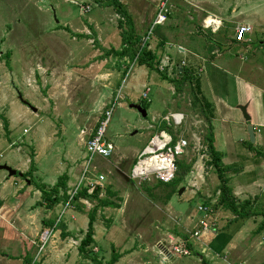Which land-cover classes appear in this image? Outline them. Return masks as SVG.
I'll return each instance as SVG.
<instances>
[{
  "label": "rangeland",
  "instance_id": "374dc122",
  "mask_svg": "<svg viewBox=\"0 0 264 264\" xmlns=\"http://www.w3.org/2000/svg\"><path fill=\"white\" fill-rule=\"evenodd\" d=\"M71 1L74 3L66 0H0V154L3 155L0 165L8 163L14 169L27 162L22 168L27 171L34 165V179L47 188L69 175L68 191H71L84 170L89 135H94L102 123L108 121L105 138L116 150L108 161L96 157L92 163L96 169L88 176L93 182L100 175L105 176L100 198H108L119 208H99L97 211L93 254L103 264H107L114 253L119 255L116 264H163L159 254L161 249L171 251L167 264L189 258L191 255H178L174 245L184 243L186 246L184 237L189 241L194 239L195 231L189 222L178 220L181 230L166 208L173 196L179 197L181 188L186 189L181 195L185 200H190L193 193L198 198L200 190L206 199L211 196L212 200L220 181L214 168L206 165L209 157L204 154L203 143L207 126L197 113L199 107L193 108L192 84L186 82L181 91H177L170 80L181 79L182 74L176 66L185 62L184 68L200 78L202 97L213 103L219 117L229 123L227 128L236 142L242 144V139H246L249 147V123L245 116L254 111L249 107L251 93L246 89L255 83L264 90V78L253 75L249 79L246 71L239 73L218 60L207 63L198 55L207 57L211 51L219 54L228 47L235 39L240 22H263L264 13L248 15L246 11L248 1L254 3L255 8H264V0H120L133 16L138 36L143 41L147 39L143 45L158 55L159 68L163 61L170 59L169 67L162 72L168 77L166 81L160 73L139 66L136 61L106 55L107 51L122 49L120 17L112 7L105 5L106 0ZM163 2L167 4V22L154 27ZM201 6L223 19L219 31L204 29V21L214 16L197 12ZM237 8L244 12L233 13ZM140 19L142 23H139ZM159 27L161 30L155 33ZM262 29H255L253 47H259L264 40ZM217 41L222 42L223 49ZM249 53L244 56L254 60ZM235 63L240 64L239 61ZM147 90L149 96L144 99ZM261 98L264 102L263 95ZM131 104H147V118L130 108ZM172 113L186 116L182 127L169 128L164 122V117ZM27 116L29 120L21 122ZM3 118H9V129L13 126L10 138L4 137L8 136V131L4 128ZM163 126L166 133L188 140L190 146L186 154L178 156V161L193 164L190 173L177 187L154 178L139 184L130 179L132 168ZM136 131L138 133L133 134ZM255 134L257 139L264 137V124L261 135ZM108 191L113 195L109 196ZM39 197L36 193V198ZM34 202L30 203L31 209L47 210ZM198 205L197 200L190 203L200 215ZM94 207H97L95 201L93 207L84 206V210H79L84 217L76 229L67 232L69 237L84 239L88 214ZM63 210L64 206L55 209L56 220ZM70 211L67 210L61 221ZM62 225L64 222L59 229L64 233L68 227ZM38 227L39 239L43 229L42 225ZM201 229L200 225L198 230ZM138 235L141 236L139 240ZM173 237L179 238L171 240ZM65 239L61 235L57 243L62 249ZM18 241L9 243L4 230H0V264H23V252L27 254V264H45L52 238L39 255V247L32 245L30 239L21 237L22 245ZM147 249L150 251L145 252ZM69 250L59 258L62 263H57L55 256L52 264H93L78 249ZM262 259L264 264V252Z\"/></svg>",
  "mask_w": 264,
  "mask_h": 264
},
{
  "label": "crops",
  "instance_id": "0c3cea01",
  "mask_svg": "<svg viewBox=\"0 0 264 264\" xmlns=\"http://www.w3.org/2000/svg\"><path fill=\"white\" fill-rule=\"evenodd\" d=\"M66 2L74 3L71 0H66ZM248 3V10L246 11L248 15L260 14V12L264 13V8H255L254 3L250 1H248ZM210 11L204 8V6L197 8V12L201 13L206 12L212 14ZM238 11V8L233 9V13H237ZM239 12H244V10H240ZM210 16L214 15L212 14ZM214 17L223 22V19L217 16ZM232 18L234 17L232 16ZM141 19L139 23H142ZM91 20L92 21L89 23L90 25L93 22V19ZM143 22H146V20L144 19ZM239 24L238 26L248 25L252 27V32L247 35L244 42H238L234 39L228 47L223 49L224 45L222 42L217 41L218 45L222 46L223 49L219 54L217 53L218 51H211V54L207 55V57H204L205 55L200 53L198 57L204 59L207 63L218 60L225 67L232 66V68L239 73L246 71L249 79L253 77V75L264 78V65H262L264 62V40L260 42L259 47H253V34L256 28H264V19L263 22H259L258 24L250 21L240 22ZM262 34H264V32ZM231 52L233 54H229ZM247 52H250L248 56L250 57L252 54L254 60L257 62L253 59L251 60V58H246L244 55ZM236 61H239L240 64L236 65ZM244 61H247V63H244ZM246 90L251 93L249 97V107L254 111V113H249L251 120L248 123L254 127L255 133L261 135L262 125L264 124V116L262 114L264 113V102H262L263 100L261 98V95L264 96L263 86L251 83L250 88L248 86ZM211 104L214 106L212 126L215 135V147L218 152L223 154L224 166L230 169L227 172L229 186L233 189L234 195L239 201L251 200L254 202L252 209L255 215L248 219L233 221L235 217L231 212L222 208L214 210V214L210 220V224L213 226H211V230L204 232L199 238H194L189 241L195 253L189 258L176 259L172 264H202V262L204 264H262L264 244L261 243L260 234L262 231L259 229L262 223L264 224V137L257 139L255 134L254 146L249 147L246 145V139H242V144L236 142L232 131L227 128L229 123L219 117L215 105L213 103ZM7 108L9 107L7 106ZM246 110L248 111V108H246ZM23 112L25 111L23 110ZM5 119L9 124V118ZM25 120H29L28 116L23 118L21 122ZM12 127L11 125L10 129L8 128V136L5 135V138L11 137L12 134H9V132H12ZM1 155L2 154H0V156ZM26 164L27 162H24L23 164H18L14 169L11 168L17 172L16 176H11L9 172L5 170L1 171L3 175L0 177V230H4V236L7 241L9 240V243H17L19 239L18 243L22 245L21 237H25L27 240L30 239V243L35 246L37 242H39L37 233L39 229L38 226L42 225L43 231L52 230L54 228L53 222L54 224L56 223L54 211L56 208L62 206L63 203L51 208L41 204V192L32 186L28 179L25 180L23 178V174L30 170L27 171V169H22ZM4 165L8 166L9 164L6 163ZM18 177L21 178V181L18 180ZM22 179L24 181H22ZM31 187H34L37 191L33 192L35 189ZM200 188H202V186ZM199 192V199L194 196V193L190 200H185L181 195L177 198V194L175 197L173 196L171 198L166 211L171 213V220H174L178 226H180L181 222H189L193 227V231L200 228L202 215L198 214L197 208L194 210L192 209V206H190L192 201L197 200L199 202L198 206L203 204L209 206L217 202L219 192L216 193V197L212 200H210L212 198L211 196H209V199H206L203 196L202 190ZM36 193H39V198H36ZM31 202H34L38 206H43L47 208V210L43 211L39 210V208L31 209V207H29ZM83 207L84 206H82V209ZM79 210L71 212L64 219L65 225L62 226H65V228L68 227L64 232L68 235L63 242L65 248L62 249L61 246L57 244L60 241V236L63 234L61 229H59L52 239L50 251L43 263L52 264L53 257L55 256L58 257L57 263H62L63 261L59 258L63 256L64 251L66 252L69 248L70 250H79L82 240L71 238L67 233L70 232V230L76 229V226L80 223L82 217H84L80 215ZM178 220L181 222L177 223ZM180 229L182 230V226H180ZM140 238L141 236L138 235L137 239L139 240ZM174 238L175 237L171 239ZM177 238L179 237L175 238L176 241ZM71 241H76L79 245L73 246ZM55 243L56 246L54 245ZM148 251H150V249L145 250V252ZM22 255L25 257L23 259V264H27V254L23 252ZM22 257L23 256H21V258Z\"/></svg>",
  "mask_w": 264,
  "mask_h": 264
},
{
  "label": "trees",
  "instance_id": "16d2710c",
  "mask_svg": "<svg viewBox=\"0 0 264 264\" xmlns=\"http://www.w3.org/2000/svg\"><path fill=\"white\" fill-rule=\"evenodd\" d=\"M99 4L101 5L102 3L99 1ZM105 5L107 7H112L115 13L119 15V28L121 30L120 33L122 37V49L120 51H107L106 55H113L114 57H118L120 59L129 58L132 61H136L139 66H145L150 70L157 71L158 73H160L163 80H168V77L159 70L160 59L158 55L154 51L150 50L148 46H144L142 38H140L136 33L134 18L129 13L126 6L120 0H106ZM160 30V27L157 28V30H155V33H159ZM181 70L178 71V73L182 74L181 79H173L170 80V82L175 85L177 91H181L186 82L192 84L194 96L193 108L199 107L197 113L201 115L205 122V125L207 126L203 143L205 149L204 154L209 157V161L206 165L208 167L214 168L220 181V184L216 191V193L219 192V195L217 198V202L213 205V209L217 210L219 208H222L226 211L231 212L235 217L233 221L251 218L255 215L252 209L254 202H252L251 200L239 201L235 197L233 189L229 186V179L227 178V172L230 169L224 166L223 154L218 152L215 147V135L212 126V120L214 118L213 105L204 97H202L200 78L195 77V74L192 73V71L189 69L183 67ZM142 106L146 110L148 109L147 104H142ZM3 124L4 128L8 130L9 124L5 118H3ZM163 129L164 126L160 128L161 131H163ZM175 141L176 138H174V142ZM249 144V146H253L251 141L249 142ZM192 165L193 164L186 165L182 161H177V177H175L171 184L175 187L179 186L180 183L184 181V178L190 173ZM33 166L34 165L31 166V169L28 172L23 174V178L25 180L28 179L31 185L41 192V204L43 206L51 208L58 204L66 203L69 198L67 194L69 183L68 176L64 175L60 178L59 182L56 185H54L52 188H47L45 185L37 183L34 179ZM101 192L102 189L100 187H96L92 193H89L87 189H84L76 198V201H78V198L82 197L89 199L92 202H97V207H94L88 214L89 220L87 232L79 247V253L85 259H89L90 261H92L93 264H103L93 254V250L91 249L95 245L94 237L96 213L99 208H119L118 205L110 201L108 198H100ZM108 195L111 196L113 194L108 191ZM79 206V209L82 210V206L84 205L81 204ZM53 225H55L54 222ZM263 229L264 224L262 223V226L259 230L262 231ZM62 235L64 238L68 236L66 233H63ZM184 241L186 242L191 255L194 254L195 252L187 237H184ZM118 260L119 255L114 253L111 260L107 264H116Z\"/></svg>",
  "mask_w": 264,
  "mask_h": 264
},
{
  "label": "built area",
  "instance_id": "2783aa9c",
  "mask_svg": "<svg viewBox=\"0 0 264 264\" xmlns=\"http://www.w3.org/2000/svg\"><path fill=\"white\" fill-rule=\"evenodd\" d=\"M166 7V3H161V6L159 7V10L156 15V19L153 23L154 27L162 26L167 22L168 11ZM203 27L206 30H212L213 32H217L222 27V21L216 17H208L204 21ZM251 32L252 27L248 25L238 26L236 29L235 39L238 42H244L246 40L247 35ZM146 41L147 39L143 41L144 45ZM169 65L170 59L167 58L166 61H163L162 66L159 68V70H161V72H164L165 69L169 67ZM184 65L185 62H183L181 65L176 66V68L181 70ZM173 66L174 65L172 64L171 70ZM149 92L150 91L147 90L144 93V99H148ZM163 120L168 124L169 128H180L185 123L186 116L183 113H172L164 117ZM107 123L108 121L102 123V126H100V128L95 132L94 135H89L90 137L85 145L87 155L85 158L86 163L82 175L79 179H77L78 181L75 183V185L72 186V190L68 191L67 194L69 198L67 202L62 205L64 206V210L61 213L60 218L56 220L54 228L52 230H44L41 232L39 242L37 243V246L39 247L38 255L44 251V248L46 247L50 239H53L55 233L59 230L60 224L64 222V220L61 221V218L67 213V210H71L70 213L78 211L79 205L81 204L86 207L90 205L93 207V202L89 199L81 197L78 198V201H76V198L80 195V193L84 189H87L89 193H92L96 187H100L101 189L104 187V182L106 180L104 175H100L98 179H96V181L94 182L92 179L89 178L88 175L92 174L93 170L96 169L92 167V163L94 162V159L96 157L108 161L113 156L116 150L115 145L108 142L105 138V130ZM83 134H85V132H83L82 135ZM174 138H176L175 142ZM156 139L158 140V143H160V145L155 143ZM189 146L190 144L188 140L185 139L183 136L176 137L166 133L165 131H160V133L151 138L149 145L139 155L138 160L132 168L130 179L133 181H139V184H141L142 182H151L153 181L152 178H154L160 183H171L176 177L178 156L186 154ZM2 157L3 156L1 155L0 158ZM213 205L214 204L207 206L203 204L199 206L198 211L202 215V219L200 221L202 229L201 231H195L194 237L196 239L199 238L200 235H202L204 232L211 230L212 224H210V220L214 214ZM260 239L261 243L264 244V229L260 234ZM71 244L73 246L79 245L76 241H71ZM174 251L178 255L183 257L191 255L190 250L188 249L187 245H184V243H181L180 245H174ZM159 254L161 256L163 264H167L168 262H170L171 251L167 252L166 249H161L159 251ZM37 260L39 261V259Z\"/></svg>",
  "mask_w": 264,
  "mask_h": 264
},
{
  "label": "water",
  "instance_id": "95a60500",
  "mask_svg": "<svg viewBox=\"0 0 264 264\" xmlns=\"http://www.w3.org/2000/svg\"><path fill=\"white\" fill-rule=\"evenodd\" d=\"M130 108H132V109H135V110H137L140 114H141V116L143 117V118H147V110L142 106V105H139V104H131L130 105ZM35 110V109H34ZM244 111V113L246 114V109H244L243 110ZM245 120L247 121V122H250V120H251V118L246 114V116H245ZM138 132L136 131V132H134L133 134H137ZM248 134H249V136H250V140H251V143H255V132H254V127L252 126V125H249L248 126ZM0 170H5V171H7V172H9V174L11 175V176H16L17 175V172L16 171H14V170H12L10 167H8L7 165H2V166H0ZM29 182V181H28ZM30 183V182H29ZM184 191H185V189H181L180 191H179V195H182L183 193H184Z\"/></svg>",
  "mask_w": 264,
  "mask_h": 264
},
{
  "label": "bare ground",
  "instance_id": "6f19581e",
  "mask_svg": "<svg viewBox=\"0 0 264 264\" xmlns=\"http://www.w3.org/2000/svg\"><path fill=\"white\" fill-rule=\"evenodd\" d=\"M155 143H157V144H159V145H160V143H158V140H157V139L155 140ZM148 151H150V150H148Z\"/></svg>",
  "mask_w": 264,
  "mask_h": 264
}]
</instances>
